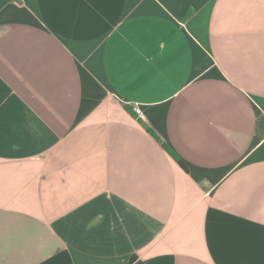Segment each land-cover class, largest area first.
<instances>
[{
	"label": "crops",
	"instance_id": "1",
	"mask_svg": "<svg viewBox=\"0 0 264 264\" xmlns=\"http://www.w3.org/2000/svg\"><path fill=\"white\" fill-rule=\"evenodd\" d=\"M261 117L264 0H0V264H264Z\"/></svg>",
	"mask_w": 264,
	"mask_h": 264
},
{
	"label": "trees",
	"instance_id": "2",
	"mask_svg": "<svg viewBox=\"0 0 264 264\" xmlns=\"http://www.w3.org/2000/svg\"><path fill=\"white\" fill-rule=\"evenodd\" d=\"M147 131L152 134L157 140L158 142H160V144L162 145V147L177 161V163L184 169V170H188V166L187 164L181 159L179 158L174 152L173 150L163 141H161V139L154 133V131L146 126ZM258 132L260 134V136H264V117H261L258 120ZM135 260V257H133L131 259L130 263H133Z\"/></svg>",
	"mask_w": 264,
	"mask_h": 264
},
{
	"label": "built area",
	"instance_id": "3",
	"mask_svg": "<svg viewBox=\"0 0 264 264\" xmlns=\"http://www.w3.org/2000/svg\"><path fill=\"white\" fill-rule=\"evenodd\" d=\"M133 112L141 119H145V115L141 109V107H139L138 105H132L131 106Z\"/></svg>",
	"mask_w": 264,
	"mask_h": 264
}]
</instances>
